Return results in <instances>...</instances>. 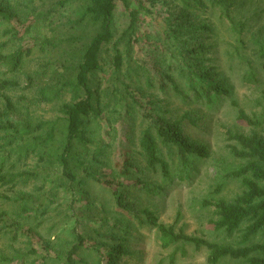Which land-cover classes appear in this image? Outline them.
<instances>
[{
    "label": "trees",
    "instance_id": "1",
    "mask_svg": "<svg viewBox=\"0 0 264 264\" xmlns=\"http://www.w3.org/2000/svg\"><path fill=\"white\" fill-rule=\"evenodd\" d=\"M235 61L258 82L264 0H0V233L63 264H88L82 250L122 264L148 227L164 247L205 248L209 264H264V88L260 107L242 106ZM225 106L244 124L222 133L232 166L203 199L206 239L156 207L211 159L194 131ZM61 227L67 246L46 237Z\"/></svg>",
    "mask_w": 264,
    "mask_h": 264
},
{
    "label": "rangeland",
    "instance_id": "2",
    "mask_svg": "<svg viewBox=\"0 0 264 264\" xmlns=\"http://www.w3.org/2000/svg\"><path fill=\"white\" fill-rule=\"evenodd\" d=\"M247 54L250 55V51ZM254 62L256 63L255 60ZM224 63L230 64L227 60ZM239 63L240 61L233 62L237 69L234 76L237 81L236 98L242 106L250 111L260 107L257 102L262 96L261 89L264 88V69L261 65L259 66V71H257L259 80L256 83H252L242 79L243 72L239 70ZM30 68L33 67L30 65ZM16 95L18 97V91L15 93ZM42 108H45V106ZM241 124L244 123L237 120L235 110L230 106H225L221 108L218 117L214 121L208 118L205 124L203 123L206 126L203 130L196 129L194 131L198 138L209 145L212 157L209 161L201 163L199 172L193 179L191 186H189L190 181L186 180L180 182L177 188L169 189L163 201L156 207L164 222L167 224L175 223L177 228H184L188 234L193 236L206 239H212L217 236L213 233V225L210 223L214 208L204 206L203 199L220 197V195L213 194V185L222 182L223 176L232 166L231 159L225 154L222 133L232 127H242L240 126ZM211 126L214 127L211 128ZM237 190L238 184L231 182L227 184L221 195L225 194V196L231 197ZM93 191L102 200L108 199V194L106 192L102 193L99 188H94ZM9 210V203L0 200V212ZM58 231V233H50L46 237L67 246V243L72 241L74 236L71 233H64V228L62 227L58 228ZM12 237V234L0 233V259L2 257L9 258L10 256L14 258L11 264H22V262L31 264L33 259L37 260L36 264H63L56 259L55 253L51 252V255H47L45 250L39 252V254L28 256L29 248H40L38 241L33 239L31 243L24 236L18 239H13ZM130 242L133 255L123 256L122 264H209L208 252L205 248L199 249L193 243H179L164 247L156 231L149 227L139 229L137 233H134V237H132ZM26 253L27 258H19L18 254L24 256ZM79 256V259H85L88 264H95V258L97 257L96 252L92 250H82ZM232 263H235V261L230 259L220 262V264Z\"/></svg>",
    "mask_w": 264,
    "mask_h": 264
}]
</instances>
